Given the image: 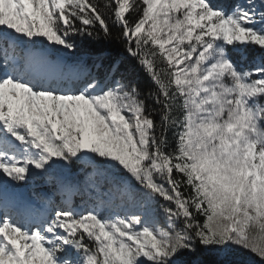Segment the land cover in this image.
<instances>
[{
    "label": "snow or ice",
    "instance_id": "6c2138e0",
    "mask_svg": "<svg viewBox=\"0 0 264 264\" xmlns=\"http://www.w3.org/2000/svg\"><path fill=\"white\" fill-rule=\"evenodd\" d=\"M0 52V264H264V0H0Z\"/></svg>",
    "mask_w": 264,
    "mask_h": 264
},
{
    "label": "trees",
    "instance_id": "16d2710c",
    "mask_svg": "<svg viewBox=\"0 0 264 264\" xmlns=\"http://www.w3.org/2000/svg\"><path fill=\"white\" fill-rule=\"evenodd\" d=\"M113 35L115 36L120 30L114 26H112V24H109ZM77 39V43L79 44V38ZM89 43L86 41L83 44H80V49L81 51H88L89 50ZM91 47H97V45H92ZM98 47H103L105 51H107L108 53L112 54L113 56H115L116 54H118L120 52V46L115 42H107V41H103L101 43V45H99ZM80 54V53H78ZM2 52H0V58H1ZM257 56L260 55L259 52L256 53ZM134 63V62H133ZM138 82H139V87L141 89V91L143 92L146 88L151 87V83L149 81H147L146 77H143V75L141 74V76L138 78ZM21 189L24 190V195L30 199H37V198H41L43 192H47L48 194L51 195L52 199L55 200L57 203H59L61 197L59 195H56L53 193L52 189L48 186H45L43 181L37 180L35 183H33L32 181H29L28 183H23L21 182ZM73 206L77 207L80 209V211L83 210V203H82V198L81 196H74L73 200H72ZM99 211H101V214H105L103 209H100ZM160 226H164L163 223V219L161 218L159 220ZM255 260H259L258 257H254V254L251 253H246L244 255H241L239 257H237V259H239L242 264H251L252 259ZM181 259L184 260L187 264V262L191 259L190 257L187 256H181ZM201 259L204 261V264H212V261L214 259V257L211 254H204Z\"/></svg>",
    "mask_w": 264,
    "mask_h": 264
},
{
    "label": "rangeland",
    "instance_id": "374dc122",
    "mask_svg": "<svg viewBox=\"0 0 264 264\" xmlns=\"http://www.w3.org/2000/svg\"><path fill=\"white\" fill-rule=\"evenodd\" d=\"M221 2H225V3H227V2H229V0H221ZM3 56V53H2V55H1V57ZM47 197H49V195H45L44 196V198H47Z\"/></svg>",
    "mask_w": 264,
    "mask_h": 264
}]
</instances>
